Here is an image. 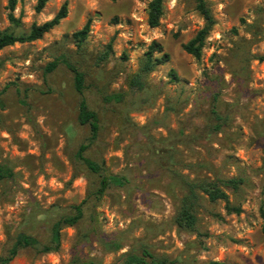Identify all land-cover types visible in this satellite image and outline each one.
<instances>
[{
	"label": "rangeland",
	"instance_id": "374dc122",
	"mask_svg": "<svg viewBox=\"0 0 264 264\" xmlns=\"http://www.w3.org/2000/svg\"><path fill=\"white\" fill-rule=\"evenodd\" d=\"M150 1L47 0L36 12L37 0H17L10 23L0 0V30L16 35L67 4L41 39L0 51V163L14 174L0 180V257L18 233L46 244L59 217L79 204L83 213L62 228L56 251L25 247L9 264H131L144 245L179 264H264V61L253 58L264 54V0H206L215 23L198 59L182 49L204 24L193 0H164L155 28ZM88 19L78 42L73 33ZM153 41L169 60L133 87ZM65 63L84 74L83 95L99 119L86 156L127 179L100 198L97 175L75 157L88 128L77 123ZM183 178L240 180L223 186L240 212L202 196L196 231L178 227Z\"/></svg>",
	"mask_w": 264,
	"mask_h": 264
},
{
	"label": "trees",
	"instance_id": "16d2710c",
	"mask_svg": "<svg viewBox=\"0 0 264 264\" xmlns=\"http://www.w3.org/2000/svg\"><path fill=\"white\" fill-rule=\"evenodd\" d=\"M47 0H37L35 11L40 12ZM115 1V0H112ZM164 0H151L147 5V24L151 28L159 25L160 18L163 12ZM195 10L203 18L204 24L201 29L186 43L182 44V49L189 55L200 58L202 48L206 37L209 34L212 26L215 23L212 12L206 0H193ZM17 0H8L7 18L10 23H16L18 20L14 16L13 11L16 7ZM67 15V4L62 3L58 11L49 20L41 24H32L29 31L24 34L16 35L13 32L0 30V51L5 47L12 46L16 43H29L41 39L44 34L48 33L56 27L62 19ZM90 20L88 19L83 27L73 33V37L78 42L84 40L89 32ZM154 52L160 53V56L155 57ZM258 61H264V54L255 55L253 57ZM169 60V55L163 52L159 42L153 41L147 51L143 54V58L139 65L138 73L131 79L130 84L133 87L140 88L142 86L141 78L153 71L157 66L164 64ZM58 64V61L49 63L45 72L52 71ZM65 65L71 70L73 78V87L79 96L77 104V123L80 126L88 128V136L85 141L80 143L75 153L76 159L81 162L89 172L97 175L98 182L94 194L97 198L104 195L109 186H122L127 182V179L122 175L108 174L97 161H94L86 156L87 149L97 140L99 134V119L97 113L92 110L84 95L85 88L84 74L69 63ZM174 79L177 77L174 73L171 74ZM119 95L115 96L118 97ZM216 122L215 128L219 129L223 123L222 117L216 110L212 111ZM12 169L3 163H0V180L13 177ZM240 180L236 179H188L183 178V186L185 189L184 195L178 201V209L175 215V223L178 227L188 231H196L197 216L196 210L202 196H206L211 202L222 201L228 213H239L240 207L232 205L228 194L223 189V186L236 187ZM83 216L81 204L73 207V212L58 218L50 230V240L43 244L35 237L26 233L20 232L15 236L14 242L7 251L6 255L0 257V264H9L18 254L19 250L25 247L35 248L41 253H49L56 251L60 246L61 230L64 226L75 225ZM264 218V213H262ZM108 246H111L108 244ZM131 264H179L180 259H169L166 256L155 255L148 246H142L138 254H130L129 259ZM88 264H101L99 262H89ZM206 264H225L218 261H210Z\"/></svg>",
	"mask_w": 264,
	"mask_h": 264
}]
</instances>
